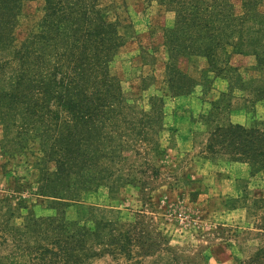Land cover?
<instances>
[{
	"label": "trees",
	"instance_id": "16d2710c",
	"mask_svg": "<svg viewBox=\"0 0 264 264\" xmlns=\"http://www.w3.org/2000/svg\"><path fill=\"white\" fill-rule=\"evenodd\" d=\"M25 1L0 0V125L8 150L20 148L19 140L29 133L39 138L42 158L35 163V194L47 199L54 213L37 216L31 211L26 231L6 222L4 229L16 249L12 264H86L105 254L132 260L140 245L147 255L157 250L171 254L166 264H190L160 231L152 235L146 230L142 220L89 223L84 214L66 218L65 208L80 201L86 190L111 182L110 192L118 193L126 178L121 166L128 158L125 151L131 147L142 154L155 142L127 117L122 82L112 70L126 44L123 29L128 24L112 19L103 0H43L38 29L18 43L16 29ZM146 1L175 13L174 26L165 31L172 93L183 95L197 83L180 67L182 59L201 57L214 66L233 44L235 53L256 57L259 75L241 88L248 85L254 101L264 103L263 0H244L241 13L229 0ZM233 35L238 41L231 43ZM150 103L155 111L163 100L154 97ZM146 117L150 129L154 123L162 128L161 114ZM206 151L212 158L224 154L231 162L246 164L252 175L264 170V114L250 125L219 124ZM3 208L1 203L0 214ZM7 208L11 210V203ZM261 219L264 231V215ZM240 264H264V242Z\"/></svg>",
	"mask_w": 264,
	"mask_h": 264
},
{
	"label": "rangeland",
	"instance_id": "374dc122",
	"mask_svg": "<svg viewBox=\"0 0 264 264\" xmlns=\"http://www.w3.org/2000/svg\"><path fill=\"white\" fill-rule=\"evenodd\" d=\"M243 1L229 0L237 13H241ZM103 4L109 7L112 19L128 24L123 29L126 44L112 63L126 96L125 112L138 123L137 130L144 129L155 144H148L151 149L142 154L128 148V158L121 165L126 178L118 193L110 192L111 182L86 190L80 201L65 208L66 218L75 220L84 214L89 223L94 219L125 223L139 219L152 235L160 231L166 236L183 261L240 264L264 242L260 229L264 170L252 175L246 164L231 162L224 154L212 158L206 145L210 134L225 121L250 125L262 119L264 103L254 101L248 85L241 88L243 82L259 75L256 57L235 53L232 44L214 66L201 57L182 59L180 67L197 83L183 95H175L168 84L170 54L165 38L166 29L175 24V13L156 1L103 0ZM43 6V0L25 1L16 29L18 43L38 29ZM259 9L264 12V0ZM229 41L237 42L238 37L233 35ZM154 97L163 100L155 111L150 103ZM217 101L220 104L214 110ZM160 114L162 128L154 123L150 129L146 116L155 119ZM19 141L20 148L8 150L0 125V204L4 205L0 264H12L16 252L8 228L4 229L6 222L26 231L31 211L37 216L54 213L48 200L35 194V163L42 158L40 140L29 133ZM10 203L11 210L7 208ZM134 254L132 260L112 254L95 256L86 264H166L171 255L165 250L147 255L141 245Z\"/></svg>",
	"mask_w": 264,
	"mask_h": 264
}]
</instances>
